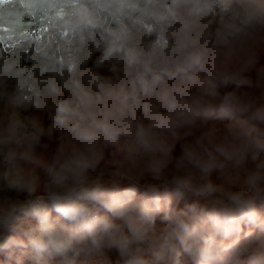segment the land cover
Wrapping results in <instances>:
<instances>
[{
	"label": "trees",
	"instance_id": "1",
	"mask_svg": "<svg viewBox=\"0 0 264 264\" xmlns=\"http://www.w3.org/2000/svg\"><path fill=\"white\" fill-rule=\"evenodd\" d=\"M205 1L212 10H222L219 29L190 32L183 22L176 21L165 35L162 50L155 32L145 27L146 21L158 22L165 12L166 3L160 6L159 0H136L126 25L108 16L105 10L87 37L78 27L87 20L88 14H97L102 7L110 8L114 0H0V32L3 36L17 37L40 33L45 42L40 50L44 62L60 79L63 88L80 90L85 96L76 107L81 109L79 125L91 127L97 136L108 135L112 140L116 131L128 129V125L119 127L117 122H112L98 102L88 99L89 91H103L112 86L111 72L120 64L119 70L123 73V60L126 69L131 70L130 76L121 81L130 94L123 104L125 114L133 107H149L146 101L156 98V105L149 110L165 116L170 90L196 80L203 87L207 85L206 99L181 97L175 101V108L192 111L205 122L222 119L233 125L247 123L262 133L258 122H264V93L261 98L255 97L245 110L234 93L224 86L222 72L229 51L243 66L237 74L239 80L253 85L264 83V0ZM63 29H72L70 43L60 37ZM33 44L34 39L29 46H15L9 53L0 44V72L14 66L22 76L28 75L37 53ZM13 98L21 104L24 98L33 102L27 112L17 109L12 113L8 103ZM59 105L56 109L42 88L28 91L23 86L0 91V264H62L50 258L59 254L69 264H87L82 259L88 245L81 240V235L88 229L64 217L67 205L104 206L106 202L118 208L132 203L128 213L153 225L162 217L166 198L176 187L147 191L129 182L117 186L98 182L75 190L67 199H38L19 208L20 195L27 193L26 180L43 169V164L51 160L63 162L64 158L67 165L74 163L68 151L50 144L52 138L57 144L62 140L55 124L72 109L67 101ZM138 119L141 127L149 125L155 137L160 134L155 116L145 119L141 115ZM85 142L93 143L95 137L88 135ZM203 144L206 145L205 141ZM254 210L259 215L252 214ZM206 211L215 217L208 231L220 224L225 231L233 226L244 235L245 227L256 223L258 216L264 221V204L246 206L240 216L211 208ZM20 219L28 220L30 225L27 232L18 234L14 227ZM45 256L49 259H44Z\"/></svg>",
	"mask_w": 264,
	"mask_h": 264
},
{
	"label": "rangeland",
	"instance_id": "2",
	"mask_svg": "<svg viewBox=\"0 0 264 264\" xmlns=\"http://www.w3.org/2000/svg\"><path fill=\"white\" fill-rule=\"evenodd\" d=\"M163 3H166V9L161 19L155 23L152 20L145 22L146 29L155 32L161 50L165 45V35L176 21L183 22L188 31L198 32L214 27L219 29L223 20L222 10H212L205 0H159L160 6ZM135 6L136 0H114L110 8L102 7L97 14H88L87 20L78 28L84 36H90L105 10L108 16L126 25ZM59 33L63 40L71 42L72 29H63ZM32 39L37 53L31 72L22 76L14 66L5 68L0 72V91L23 86L28 91L42 88L56 109L61 102H69L72 109L59 124H55L62 140L57 144L52 138L50 144L68 151L74 163L67 165V158H64L63 162L51 160L43 164V169L26 180L27 193L20 195L19 208L38 199H67L75 190L95 186L98 182L112 186L129 182L147 191L176 186L166 198L167 205L160 219L153 225L138 219L145 222V237L155 233L157 238L149 253H156L161 241L164 245L160 257L155 256L159 259L154 264H264V221L261 216L256 223L245 227L242 235L233 226L225 231L220 224L208 231L215 217L206 211L211 208L240 216L246 206L264 204V122H258L262 133H257L247 123L233 125L222 119L205 122L192 111L175 108V101L181 97L197 101L206 99L207 85L203 87L196 80L170 90L169 110L165 116L149 110L156 105V98L146 101L149 107H133L130 113L125 114L123 104L130 94L121 81L130 76L131 70L126 69L127 64L123 60L121 68L125 71L122 73L118 64L111 72L112 86L103 91H89L88 99L98 102L112 122H117L119 127L128 125V129L116 131L112 140L108 135L97 136L91 127L79 125L81 109L76 107L85 96L80 90L63 88L60 79L44 62L40 50L45 42H42L40 33L17 37L3 36L0 32V44L7 53L15 46H29ZM227 56L222 82L248 110L255 97H262L264 83L253 85L239 80L237 74L243 66L229 51ZM23 101L21 104L15 98L9 99V112L14 113L17 109L27 112L33 100L24 98ZM141 115L145 119L149 115L155 116L159 135L155 137L149 125L145 128L140 126L138 118ZM38 121L43 124L40 118ZM42 130L45 129L42 127ZM88 135L95 137V142L86 143ZM45 137L51 140L49 134ZM164 151L167 158L163 156ZM131 206L132 203L110 207L105 202L103 208H109V211L96 222L102 225L106 219L115 218L121 225L133 226L138 221L128 213ZM252 214L259 215V211L254 210ZM64 217L75 225L79 223L69 217V213ZM118 219H123V224ZM29 225L28 220L20 219L14 229L18 234L27 232ZM99 226L96 227L98 232ZM129 234L131 236L133 231ZM59 255L50 258L69 264Z\"/></svg>",
	"mask_w": 264,
	"mask_h": 264
},
{
	"label": "crops",
	"instance_id": "3",
	"mask_svg": "<svg viewBox=\"0 0 264 264\" xmlns=\"http://www.w3.org/2000/svg\"><path fill=\"white\" fill-rule=\"evenodd\" d=\"M96 221L77 224L88 229L85 234L81 235V240L88 245V252L82 260L84 263L154 264L159 259V254H162L164 250L161 241L160 248L156 253H149V248L154 245L157 238H155V233L145 237V222H140L138 219V222H134L133 226L123 224V219H118L123 225L117 223L115 218L106 219L102 225ZM98 223L100 232L96 230ZM130 231H133L131 236ZM156 255L158 257H155Z\"/></svg>",
	"mask_w": 264,
	"mask_h": 264
},
{
	"label": "built area",
	"instance_id": "4",
	"mask_svg": "<svg viewBox=\"0 0 264 264\" xmlns=\"http://www.w3.org/2000/svg\"><path fill=\"white\" fill-rule=\"evenodd\" d=\"M108 209L109 208H103V206L96 203H92L89 206H80L76 204H69L66 206L69 217L82 224L96 221L101 215L107 213L109 211Z\"/></svg>",
	"mask_w": 264,
	"mask_h": 264
}]
</instances>
